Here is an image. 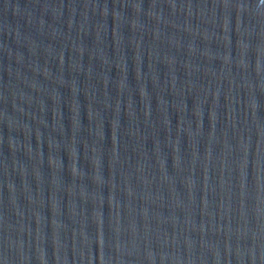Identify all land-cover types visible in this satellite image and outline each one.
<instances>
[{
  "label": "water",
  "instance_id": "water-1",
  "mask_svg": "<svg viewBox=\"0 0 264 264\" xmlns=\"http://www.w3.org/2000/svg\"><path fill=\"white\" fill-rule=\"evenodd\" d=\"M0 264H264V0H0Z\"/></svg>",
  "mask_w": 264,
  "mask_h": 264
}]
</instances>
